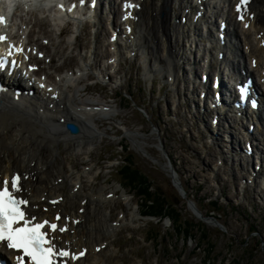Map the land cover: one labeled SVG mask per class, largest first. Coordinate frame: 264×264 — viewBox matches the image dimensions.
I'll return each instance as SVG.
<instances>
[{
	"label": "rangeland",
	"instance_id": "1",
	"mask_svg": "<svg viewBox=\"0 0 264 264\" xmlns=\"http://www.w3.org/2000/svg\"><path fill=\"white\" fill-rule=\"evenodd\" d=\"M104 6L100 11V25L72 20L66 24L69 30L64 34H59L63 18L54 20L52 11L50 17H43L47 12L32 9L22 10L19 17L14 12L9 29L12 35H17L16 27L21 23V39L28 38L44 46L52 62L43 64L41 70L48 72L46 75L52 81H57L62 72L84 69L86 76L79 85L87 90L81 91L78 97L100 99L115 112L113 119L98 121L103 134L93 141L89 151L69 150L65 144L55 142V148L60 147L50 152L57 159L56 166L63 165L69 174L74 171L73 166L77 170L93 168L94 177H82L84 192L98 187H104V192L109 194L116 192V196L109 197L88 217V222L94 224L96 215L101 218L107 212V224L117 223L113 224L116 230L112 236L109 232L101 233L97 239L99 244H105L98 247V252L106 264H264V182L260 178L256 184L249 183L250 165L241 166L239 160L232 161V156L238 159L244 155V136L240 132L247 128L238 129L235 124V130L240 132L234 130V135L241 137V146L231 143L225 132L232 129L227 127V121H221L217 129L212 122L213 113L203 114L201 105L200 110L195 108L194 89L201 86L199 79L205 64L198 62L202 50L197 49V53L194 50L192 54L198 57L196 63L191 57L181 64L182 68L187 67V73H181L174 87L162 73L145 72L142 53V56L128 53L118 66L107 68L108 58L104 56L114 54L109 44L113 10L111 15L106 14L107 0ZM196 40L201 46L208 45L201 42L200 36ZM83 56L93 58L88 60L89 65L82 62ZM216 56L213 50L211 72L221 65ZM100 73L109 77L104 78ZM18 114L26 116L22 112ZM215 128L222 135L212 140L210 129L215 132ZM232 146L236 149H231ZM126 158L153 181L154 187L165 192L170 201L178 202L182 220L192 224L191 238L184 232L177 233L168 218L160 220L141 215L145 200L119 172L128 162ZM170 165L177 173L176 178ZM73 174L71 179L77 177V172ZM175 181L181 183L184 194ZM72 185L66 184L64 189ZM125 191L131 198L130 203L125 200ZM213 199L216 205L210 202ZM190 201L208 220L196 214ZM211 215L217 216L222 226L209 218ZM90 235L96 238L95 234Z\"/></svg>",
	"mask_w": 264,
	"mask_h": 264
},
{
	"label": "bare ground",
	"instance_id": "2",
	"mask_svg": "<svg viewBox=\"0 0 264 264\" xmlns=\"http://www.w3.org/2000/svg\"><path fill=\"white\" fill-rule=\"evenodd\" d=\"M99 1L100 6L95 9L96 22L93 23L94 26L100 25L102 20L100 11L104 6V1ZM107 1L110 8L109 13L113 10V28L118 31L122 43L129 44L124 47L118 42L119 40L117 42L109 41L110 46L114 48V54L109 57L104 56V58H108L105 66L107 65L108 68L111 64L108 62L109 59H113L118 66L119 60L125 58L126 54L137 55L138 51L143 54L145 72L147 74L153 71L162 73L173 87L178 84L181 73L184 75L185 68H182L181 64L189 59L188 53L192 54L195 47H202L196 40V36L199 35V25L203 24V29L207 27L212 33V28L208 24L213 26L215 21L213 18H216L215 16L205 17V12H203L206 7L212 8L211 2L213 1L202 0L198 7L193 4L192 0H127L124 16L126 24L131 25L132 30L130 33H125L120 24L118 25L120 7L116 8V0ZM235 3L236 0H223L221 7H213L218 18L226 16L229 24L228 29L231 30V37L234 39L230 44L224 45L223 60L232 67V77L235 79L241 76V70L244 69L246 72H256L260 81L259 85H264V0H252L250 11L242 14L240 20H238L239 13L234 9ZM137 5L140 8H137ZM56 11L58 12V9ZM199 12L202 13V16H197ZM59 15H62L63 19L69 16L62 12ZM36 22L42 26L39 20ZM68 27L65 25L59 34L66 33L69 30ZM9 34L12 35L11 32ZM111 36L110 33V38ZM29 45L32 46L31 41ZM43 47L41 44L32 46V49L29 52L26 50L24 54V58L29 61V64L36 65L33 74L37 80L29 88L34 87L35 94L30 97L22 95L18 101L14 99L13 94L9 95L6 91L0 96V180L11 181L14 176L20 177L21 191L18 194L29 200L26 208L27 215H35L37 219L51 218L53 220L55 212L62 213L59 223L60 226L64 225L66 230L63 233H52V236L56 237L54 242L57 248H68L71 252H79L84 247L88 249L85 257L76 261L72 259L71 255L64 257L67 264H106V259L96 249L98 246H104V243L99 244L97 239L101 237V233L108 234L109 232V235L112 236V232L116 230L113 224L117 223L107 224L109 222L107 212L103 214L101 212L103 215L101 218L96 215L94 224L88 222V217L90 212L98 210L99 205L102 206L109 197L116 196V192H113L114 194L104 192V187L84 192L82 177L84 175L94 177L93 168L77 170L73 166L72 174L77 172V177L71 179L72 174H69L70 172L66 171L63 165L56 166L57 159L50 152L58 150L60 146L55 148V144L60 145L61 143L65 144L69 150L89 151L93 141L98 137L101 138L103 134L98 121L102 118L113 119L115 112L109 104L100 99L78 97L81 91L87 90V88L82 89L79 85L86 76L84 69H78L77 73L71 70L62 72L57 81H52L51 77L46 75L48 72L39 69L41 64L50 65L52 62L50 55L43 53L45 50ZM206 47L204 46L205 49ZM212 52L211 48L206 49V57L210 60L213 56ZM217 52L220 53V50L217 49ZM228 52L230 55L233 54L232 57L228 55ZM58 53L63 52L59 51ZM93 53L95 54V52ZM208 54L210 56H207ZM90 56L86 58L83 56L82 62L89 65L90 61L88 60L93 59ZM197 58L194 57L195 63ZM253 59L256 60L255 65L252 64ZM206 67L205 63L203 68ZM15 75L19 76L20 74L17 71L14 77ZM103 77H109V75L106 74ZM21 81L30 83L28 78H23ZM40 82L46 83L45 88H38L37 85ZM262 101L264 104V91ZM262 110L259 113L263 118L264 107ZM205 111L210 113L206 108ZM19 112L26 116L18 114ZM219 113L217 114L221 121H227L229 124L234 122L231 115ZM68 121L77 122L80 133L70 134L68 132L70 130L66 126ZM236 121L235 119L234 124ZM237 124L238 129L242 126L248 128L250 122L246 125L242 123V126L239 122ZM230 127L232 128L230 142H240L241 137L234 135L235 126L230 124ZM238 129L235 131L239 133ZM257 131L259 133L254 135L255 138L260 140V143L261 140L264 142V126H257ZM221 135L219 132L215 137L219 138ZM238 160L242 165L248 163L245 157L241 156L238 159L235 156L232 157L233 162L236 163ZM256 175V177L262 178L264 169ZM176 176L177 174L175 178ZM256 182L257 179H254L253 183L256 184ZM70 183L73 185L67 190L64 189V186ZM127 195L128 192L125 191L124 196ZM51 198H58V203L51 204L49 201ZM125 200L130 203L131 198L127 196ZM79 208H83V213H80ZM196 210L199 217L207 219L199 209L196 208ZM99 225L100 229L97 230ZM92 233L96 238L90 235Z\"/></svg>",
	"mask_w": 264,
	"mask_h": 264
},
{
	"label": "snow or ice",
	"instance_id": "3",
	"mask_svg": "<svg viewBox=\"0 0 264 264\" xmlns=\"http://www.w3.org/2000/svg\"><path fill=\"white\" fill-rule=\"evenodd\" d=\"M246 3L247 0H241V4ZM237 10L240 11V4ZM3 19L0 16V21ZM4 38L0 36V40ZM19 179V176H14L11 181L4 180L0 187V243L22 251L23 255L16 256L17 264H25V257L29 258L30 264H54V256L68 257L70 253L63 248L58 249L54 242L56 237L52 236V233L66 229L50 219L37 221L35 215H26L22 206H27L29 201L14 195L21 191ZM72 258L75 259V255Z\"/></svg>",
	"mask_w": 264,
	"mask_h": 264
},
{
	"label": "trees",
	"instance_id": "4",
	"mask_svg": "<svg viewBox=\"0 0 264 264\" xmlns=\"http://www.w3.org/2000/svg\"><path fill=\"white\" fill-rule=\"evenodd\" d=\"M127 160L128 162L124 165L121 171L123 174L122 176L125 178L130 188L136 189L139 196L145 200V212L149 215L161 217V219L169 216L175 225L177 233L184 232L191 237L190 230L192 224L187 220H182L181 213L176 204L178 202L170 201L168 197H166L165 192L154 187L153 181L134 166L133 161L130 159ZM214 204L216 205L217 203L214 202ZM211 247H213V245H211Z\"/></svg>",
	"mask_w": 264,
	"mask_h": 264
},
{
	"label": "water",
	"instance_id": "5",
	"mask_svg": "<svg viewBox=\"0 0 264 264\" xmlns=\"http://www.w3.org/2000/svg\"><path fill=\"white\" fill-rule=\"evenodd\" d=\"M67 128L70 129L73 133H78L80 130L79 126L74 122L67 123ZM170 171L173 172L171 168Z\"/></svg>",
	"mask_w": 264,
	"mask_h": 264
}]
</instances>
